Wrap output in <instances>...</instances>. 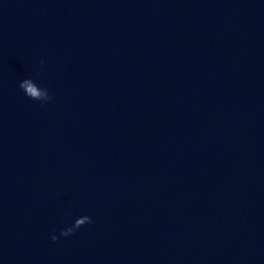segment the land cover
<instances>
[{
	"label": "clouds",
	"instance_id": "clouds-1",
	"mask_svg": "<svg viewBox=\"0 0 264 264\" xmlns=\"http://www.w3.org/2000/svg\"><path fill=\"white\" fill-rule=\"evenodd\" d=\"M27 83H28V82L25 81V84H27ZM19 87H20V88H23L24 85H23V84H22V85H19ZM27 91H28V94H29L30 96H32V97H35V96H38V95H39V93L37 92V90H36L35 88H33V87H28ZM51 99H52V98H51Z\"/></svg>",
	"mask_w": 264,
	"mask_h": 264
}]
</instances>
